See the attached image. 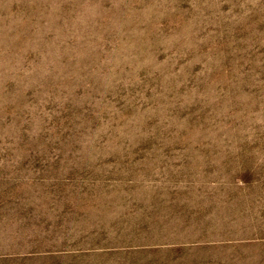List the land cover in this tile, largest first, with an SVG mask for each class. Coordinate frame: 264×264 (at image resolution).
I'll use <instances>...</instances> for the list:
<instances>
[{"label":"rangeland","instance_id":"1","mask_svg":"<svg viewBox=\"0 0 264 264\" xmlns=\"http://www.w3.org/2000/svg\"><path fill=\"white\" fill-rule=\"evenodd\" d=\"M0 264H264V0H0Z\"/></svg>","mask_w":264,"mask_h":264}]
</instances>
